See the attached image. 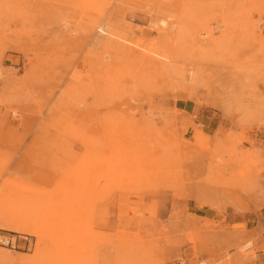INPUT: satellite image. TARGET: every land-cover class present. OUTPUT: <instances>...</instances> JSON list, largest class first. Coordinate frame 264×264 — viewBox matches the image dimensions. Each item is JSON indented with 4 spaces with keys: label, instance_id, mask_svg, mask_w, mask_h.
<instances>
[{
    "label": "rangeland",
    "instance_id": "374dc122",
    "mask_svg": "<svg viewBox=\"0 0 264 264\" xmlns=\"http://www.w3.org/2000/svg\"><path fill=\"white\" fill-rule=\"evenodd\" d=\"M0 264H264V0H0Z\"/></svg>",
    "mask_w": 264,
    "mask_h": 264
},
{
    "label": "built area",
    "instance_id": "2783aa9c",
    "mask_svg": "<svg viewBox=\"0 0 264 264\" xmlns=\"http://www.w3.org/2000/svg\"><path fill=\"white\" fill-rule=\"evenodd\" d=\"M0 243H3V244H6L8 245L9 244V240L8 239H5L3 237L0 236ZM183 263V261L181 262V264Z\"/></svg>",
    "mask_w": 264,
    "mask_h": 264
}]
</instances>
